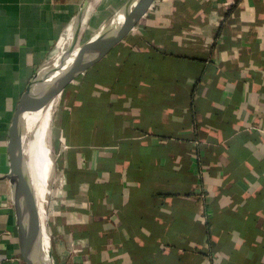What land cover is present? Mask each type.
Returning a JSON list of instances; mask_svg holds the SVG:
<instances>
[{
	"label": "crops",
	"instance_id": "obj_1",
	"mask_svg": "<svg viewBox=\"0 0 264 264\" xmlns=\"http://www.w3.org/2000/svg\"><path fill=\"white\" fill-rule=\"evenodd\" d=\"M129 1L0 0V264H27L19 101L69 33L84 45ZM55 98L60 163L37 196L50 184L54 264H264V0H151Z\"/></svg>",
	"mask_w": 264,
	"mask_h": 264
},
{
	"label": "water",
	"instance_id": "obj_2",
	"mask_svg": "<svg viewBox=\"0 0 264 264\" xmlns=\"http://www.w3.org/2000/svg\"><path fill=\"white\" fill-rule=\"evenodd\" d=\"M150 1L130 0L96 36L80 47L75 46V31L66 54L63 56L56 55L44 63L29 81L26 91L19 101L10 129L9 160L11 171L7 179L14 189L13 202L17 226L22 254L27 264H36L35 259L28 256V247L38 252L42 264H54V262L51 234L47 221L48 215L41 210L31 181L19 159L23 149L26 115L29 113L34 99L41 92L51 88V93L47 96L45 104H49L59 95L81 70L93 62L118 36L130 28ZM75 48L79 49L78 54L68 58ZM64 62H67L66 66H64ZM24 200L28 204L25 213L21 210V202ZM27 221L30 222L28 226Z\"/></svg>",
	"mask_w": 264,
	"mask_h": 264
},
{
	"label": "bare ground",
	"instance_id": "obj_3",
	"mask_svg": "<svg viewBox=\"0 0 264 264\" xmlns=\"http://www.w3.org/2000/svg\"><path fill=\"white\" fill-rule=\"evenodd\" d=\"M71 40H72V36H71V33H69L57 55L63 56L64 54H66V52L68 51L67 48L70 46V43L72 42ZM78 52H79V49L75 48L72 51L71 55L68 56V58L75 57L78 54ZM66 65H67V62H64V66H66ZM59 69H60V66H59ZM50 91H51V88L41 92L40 94H38L37 97L34 99L31 107H30L29 113L26 115L25 130H24V136H23V149H22V152H21V155L19 158L20 163L24 167V164L26 163V161H25V141L27 139V136L31 133V131L34 128H37L40 126L44 127L47 130L48 143H46V151L43 152L44 159H42L41 162L38 161L39 164H38L37 168L39 171V173H38L39 177L38 176H36V178H34V176L30 177L28 175L27 170L24 167V169H25V171H26V173H27V175L31 181L32 187L36 193V197L38 196L40 190L42 189L43 182H44L45 178L47 177V175L52 171V175L55 176V169H56V167H55L56 161L55 162L52 161V158H51L52 151H51V146L49 145L50 139H51L50 138L51 121L53 118L52 115H53V110H54L55 105L48 107L49 104H45V100H47V96L49 95V93H51ZM42 103H43V105L41 107ZM40 110H41V112H39ZM37 112H39V114L37 115V118L33 122H31L32 119L35 118L33 116L35 114H37ZM49 188H50V184L46 187V190L44 191L42 198L39 199L37 197L38 203H39L41 210L43 212L44 211L46 212L45 203L47 200V196L49 194ZM27 208H28V204L26 203V201L25 200L22 201L21 202L22 212L25 213ZM46 214H47V212H46ZM29 223L30 222L27 221V226L29 225ZM27 252H28V256H30L31 259H35L36 264H42L41 260L39 258L38 252L34 251L33 249H31L29 247L27 248Z\"/></svg>",
	"mask_w": 264,
	"mask_h": 264
},
{
	"label": "rangeland",
	"instance_id": "obj_4",
	"mask_svg": "<svg viewBox=\"0 0 264 264\" xmlns=\"http://www.w3.org/2000/svg\"><path fill=\"white\" fill-rule=\"evenodd\" d=\"M56 101H57V98H55L53 100V102L51 103V105H50V106L55 105V107H54L53 115H52L53 118H52L51 129H50V131H51L50 132V138L51 139H50L49 145L51 146V151H52V154H51L52 161L53 162L56 161V166H58V164L60 162H59V158H58L57 152H55L56 151L55 150L56 137L53 134L54 115L56 113V107H57L56 106ZM42 105H43V103L41 104V107H42ZM39 112H41V110ZM39 112H37V114H35L33 116L35 118L32 119L31 122H33L37 118V115L39 114ZM46 143H48L47 130L44 127H42V126L34 128L31 131V133L27 136V139L25 141V151L28 152L27 157L28 156H34L33 161L31 160L30 163H25L24 164V167L27 170L28 175L30 177H33V176H34V178H36V176L39 177V174H38L39 171H38V168H37V166L39 164L38 161L41 162L42 159H44L43 152L46 151ZM28 158H30V157H28ZM47 221H48V224H49L50 223L49 222V218H48Z\"/></svg>",
	"mask_w": 264,
	"mask_h": 264
}]
</instances>
